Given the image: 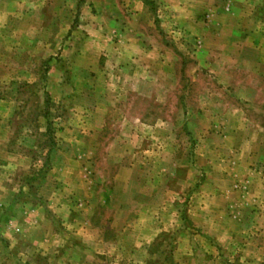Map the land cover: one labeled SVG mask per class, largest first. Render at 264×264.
Masks as SVG:
<instances>
[{"label":"rangeland","instance_id":"374dc122","mask_svg":"<svg viewBox=\"0 0 264 264\" xmlns=\"http://www.w3.org/2000/svg\"><path fill=\"white\" fill-rule=\"evenodd\" d=\"M0 163V264H264V0H0Z\"/></svg>","mask_w":264,"mask_h":264},{"label":"crops","instance_id":"0c3cea01","mask_svg":"<svg viewBox=\"0 0 264 264\" xmlns=\"http://www.w3.org/2000/svg\"><path fill=\"white\" fill-rule=\"evenodd\" d=\"M4 190H5L4 187H2L1 190H0V193L4 192ZM57 210L59 211L61 209L59 208ZM184 224L185 223L182 220V225H184ZM187 228H188V225L187 224L183 226V229H186L187 230ZM167 240L168 241H166V242H168L170 244L172 242L171 236ZM28 242H30L32 245H35V241L34 240L33 241L29 240ZM28 242L25 241V245L26 246H27V244L28 245H31ZM156 244H157L156 241H153L151 243L152 246H154ZM163 244H167V243L164 242ZM151 250H152V248H151ZM175 252H176V250H173V251L167 252V253L165 252V253H162V254L160 252L159 253H153V254L148 255L149 256L148 258L152 262H155L156 264H168V263H170V264H187V262H190L192 259H195L194 257L192 258L193 255H180V254L177 255ZM34 258H35L34 259V263L35 264H40V262H38L40 260V258L41 259H44L45 257H42V255H40V254H36L34 256ZM48 260L53 261V256H49ZM29 263L31 264V262H29Z\"/></svg>","mask_w":264,"mask_h":264}]
</instances>
